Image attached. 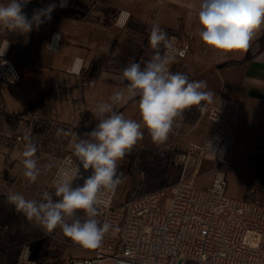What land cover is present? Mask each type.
Returning a JSON list of instances; mask_svg holds the SVG:
<instances>
[{
  "label": "crops",
  "instance_id": "0c3cea01",
  "mask_svg": "<svg viewBox=\"0 0 264 264\" xmlns=\"http://www.w3.org/2000/svg\"><path fill=\"white\" fill-rule=\"evenodd\" d=\"M200 3L201 0H31L23 9L29 18L34 9L55 4L51 19L29 33L12 32L0 26V48L2 44L9 46L8 56L22 73L18 85L0 84V225L16 226L14 233L23 235L17 239H24L27 232L32 234L30 228L18 227L25 225L27 220L14 216V206L6 203L9 193H20L26 199L39 201L47 191L54 200L59 199L50 190V184L61 155L54 146V139L36 133L46 124L38 126L35 117L46 113L40 105L39 94L46 81L58 78L62 56L68 77L73 72L79 74L81 62L75 63L76 56L66 45L86 44V47H93V44H101L103 49L107 45L102 47V44H114L119 50L125 44H149L154 25L167 34L175 31L181 32L183 37L192 34L195 38L193 44H203L198 35ZM54 34L59 35L58 41H53ZM51 45L54 47H49ZM63 50L64 55H61ZM225 53L229 54V59L224 58L223 61L204 56L198 63L202 65V70L207 69V73L199 72L198 80L216 81L213 90L207 89L214 94L209 103L218 105L223 100H234L241 105L236 160L264 164V29L257 32L248 51ZM185 61L176 60L180 63ZM211 65L217 68H209ZM74 66H79L78 72H72ZM209 74L212 76L209 77ZM18 137L21 141L17 140ZM29 142L36 146L33 158L40 168L34 182L24 175L23 153ZM233 164L226 168L227 178ZM49 165L51 167H47ZM215 166L213 160L205 161L202 175L209 174L210 177L204 187L211 184V170ZM228 194L237 199L258 201L253 197L243 198L232 191ZM1 201L5 204L2 205ZM7 212H12V216L8 217ZM30 222L38 225L35 221ZM53 232L63 234L59 227Z\"/></svg>",
  "mask_w": 264,
  "mask_h": 264
},
{
  "label": "clouds",
  "instance_id": "9594fccd",
  "mask_svg": "<svg viewBox=\"0 0 264 264\" xmlns=\"http://www.w3.org/2000/svg\"><path fill=\"white\" fill-rule=\"evenodd\" d=\"M30 2L0 0V26L12 32L29 33L51 19L55 4L34 9L29 18L23 9ZM198 22V35L205 46L222 52H246L257 32L264 29V0H201ZM58 40L57 34L54 41ZM149 44L157 51L143 66L139 62H130L123 68L121 79L122 83L127 82L125 87L129 95L139 97L142 123L126 119L110 103L98 104L93 110L98 123L83 137L78 136L73 146L83 170L91 169L89 176L79 175V168L76 172L62 169L54 184L55 196L59 198L56 200L47 191L39 201L26 199L20 193L6 195V203L14 206L27 220L35 221L48 233L59 227L65 237L86 249L99 247L112 227L107 221L102 223L96 218L100 195L105 191L114 192L122 182L118 161L143 138L142 126L148 130L154 143L163 144L174 122L183 118L185 110L199 107L203 111L205 105L202 102L211 101L214 95L205 91L206 81H190L187 75L170 70L175 57L166 31L154 25ZM161 45L163 51H160ZM122 99L121 92L111 97L116 102ZM62 132L58 129L57 135ZM36 150V146L29 142L23 153L24 175L33 182L40 173L37 160L33 158ZM77 178L83 179V184L73 186ZM77 213H83V218Z\"/></svg>",
  "mask_w": 264,
  "mask_h": 264
},
{
  "label": "built area",
  "instance_id": "2783aa9c",
  "mask_svg": "<svg viewBox=\"0 0 264 264\" xmlns=\"http://www.w3.org/2000/svg\"><path fill=\"white\" fill-rule=\"evenodd\" d=\"M169 38L174 60L188 59L192 43L183 36ZM5 46L0 48V84L15 86L22 73L8 56L9 46L2 55ZM240 110L238 101L223 100L202 111L210 132L201 145H190L182 176L168 199L162 192H151L119 201L121 183L114 192H103L96 218L112 225L109 233L89 256L70 257L66 264H264V194L258 201L228 194L226 168L235 161ZM35 122L40 127L45 124L37 116ZM206 160L216 162L213 180L198 188ZM78 168L85 178L91 174L75 155L60 157L50 190L55 192L62 169L76 172ZM118 174L123 179V170L118 168ZM82 184L83 179L73 181V186ZM18 264L36 263L21 257Z\"/></svg>",
  "mask_w": 264,
  "mask_h": 264
},
{
  "label": "rangeland",
  "instance_id": "374dc122",
  "mask_svg": "<svg viewBox=\"0 0 264 264\" xmlns=\"http://www.w3.org/2000/svg\"><path fill=\"white\" fill-rule=\"evenodd\" d=\"M172 35L183 34L175 31L168 34V37ZM185 35L187 36L185 38L191 42L195 39L192 34ZM104 45H107V48L102 49L101 44H93V47H86V44H67L66 46L76 56L75 63L81 62L79 74L73 72L74 66L72 75L68 77L62 56L59 79L54 77L53 81H46L43 94H39V100H42L40 105L46 113L37 117L45 121L46 127L38 129L36 133L54 139V146L59 150L60 157L64 154L74 155L73 146L78 136L83 137L85 133L95 128L98 121L93 115V110L98 104L110 103L113 109L117 113H122L126 119L142 123L139 97L129 95L125 87L127 82H121L122 70L132 61L139 62L143 66L157 50L152 49L150 44H125L123 49L119 50L114 44H102V47ZM195 46L198 48L196 49ZM192 47V54L185 62L174 60L170 65L172 72L183 73L190 81H201L202 79L198 80L199 72L207 73V69L202 70V65L198 63L202 62L200 60L204 56L220 61L225 60L224 58L229 59L228 53H219L218 50H213L204 44L197 45L192 42ZM163 50L161 45L160 51ZM64 52L65 50L61 55H64ZM102 52L105 54L101 55ZM213 67L217 68V66H209V68ZM208 76L211 77L212 74ZM206 83L207 89L213 90V83L216 84V81L208 80ZM116 92L123 93V99L119 102L111 100ZM202 103L205 105L204 109L215 105L209 102ZM58 129L63 130L60 135H57ZM141 130L144 133L143 138L118 161V168L124 172L118 191L119 201L127 200L134 194L151 192H162L168 199L173 186L182 176L190 145H201L205 141L210 132V124L199 107H192L185 110L182 119L177 118L167 141L163 144L154 143L150 133L143 126ZM65 132L69 135H65ZM209 177V174L202 175L197 187L203 188ZM227 180L228 193L232 191L243 198L253 197L260 200L264 194V164L236 160L235 156ZM1 203L5 204L4 201ZM13 212L14 216L27 220L22 213L15 209ZM7 213H9L8 217L12 216V212ZM77 215L83 218L84 214L77 213ZM15 227L0 225V264H18L21 257L36 264H66L68 258L89 256L92 250L86 248V251L81 250L80 245L62 233H48L41 226L34 225L28 220L25 225L18 227L30 228L32 234L29 235L27 232L24 239H17L23 235L15 234L13 231Z\"/></svg>",
  "mask_w": 264,
  "mask_h": 264
},
{
  "label": "bare ground",
  "instance_id": "6f19581e",
  "mask_svg": "<svg viewBox=\"0 0 264 264\" xmlns=\"http://www.w3.org/2000/svg\"><path fill=\"white\" fill-rule=\"evenodd\" d=\"M53 45H54V44H53ZM74 71L78 72V71H79V66L76 67V68L74 69Z\"/></svg>",
  "mask_w": 264,
  "mask_h": 264
}]
</instances>
